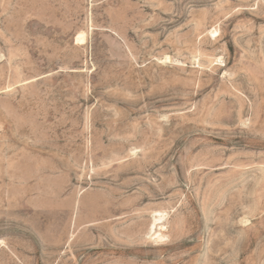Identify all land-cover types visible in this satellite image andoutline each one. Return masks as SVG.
<instances>
[{
	"label": "rangeland",
	"instance_id": "374dc122",
	"mask_svg": "<svg viewBox=\"0 0 264 264\" xmlns=\"http://www.w3.org/2000/svg\"><path fill=\"white\" fill-rule=\"evenodd\" d=\"M0 264H264V0H0Z\"/></svg>",
	"mask_w": 264,
	"mask_h": 264
},
{
	"label": "bare ground",
	"instance_id": "6f19581e",
	"mask_svg": "<svg viewBox=\"0 0 264 264\" xmlns=\"http://www.w3.org/2000/svg\"><path fill=\"white\" fill-rule=\"evenodd\" d=\"M80 35V34H79ZM82 35V34H81ZM82 38V37H81Z\"/></svg>",
	"mask_w": 264,
	"mask_h": 264
}]
</instances>
